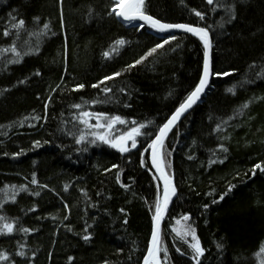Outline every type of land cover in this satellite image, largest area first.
<instances>
[{"label": "trees", "instance_id": "obj_1", "mask_svg": "<svg viewBox=\"0 0 264 264\" xmlns=\"http://www.w3.org/2000/svg\"><path fill=\"white\" fill-rule=\"evenodd\" d=\"M112 3L0 0V49L15 43L22 57L0 52V215L14 223L12 233H0V253L8 254L0 264H142L159 196L148 145L198 84L204 46L193 35L175 34L177 40L135 64L170 35L121 23L108 15ZM223 3L235 4L230 22L216 0H145L147 12L163 22L207 27L214 71L229 73L215 75L203 101L165 142L166 170L178 196L162 229L163 264H195L188 243L173 231L185 214L206 250L202 264L264 260L256 255L264 245V172L251 171L264 162V0ZM20 19L24 29L12 28ZM121 38L125 43L116 44ZM116 72L121 75L92 87ZM105 86L112 91L105 93ZM81 111L129 121L116 125L113 135L129 130L133 120L146 124L142 132L150 135L138 137L128 153L99 141L77 144L67 133L84 129L75 118ZM33 173L38 184L31 183Z\"/></svg>", "mask_w": 264, "mask_h": 264}, {"label": "snow or ice", "instance_id": "obj_2", "mask_svg": "<svg viewBox=\"0 0 264 264\" xmlns=\"http://www.w3.org/2000/svg\"><path fill=\"white\" fill-rule=\"evenodd\" d=\"M208 5H212L214 3V0H206ZM61 3H63V0H61ZM217 6L221 7L225 10V12L229 16L228 22L231 21V19L235 18V4H224L223 0H216ZM215 11V9H213ZM195 12V15L199 17L200 19L204 18V13L200 11L193 10ZM109 16L115 15L117 17L122 18L126 23L138 27L140 29H143L145 26H149L152 29L157 30L158 32H168L172 29H182L187 33H192L195 36H197L200 41L203 42L204 46V64H203V75L202 78L199 81V84L195 87L194 91H192L186 100L179 105V107L175 110L174 114L171 116L170 119L167 120L165 124H163L162 127L159 128L158 134L155 136L154 139H152L151 143L148 145V149H151L152 154V164L155 166L156 171L159 173L158 179H161L163 181V196L162 198L160 196H157V199L155 201V214L152 217L154 221V228L151 234V246L148 248L147 256L145 257L144 264H161L159 259V254L163 250L165 254V258H167L168 249L167 247L161 248V223L165 217V215L168 213L169 205L172 202V198L177 195V188L175 184L173 183V177L169 175L166 172V152L164 151L165 148V139L168 136V133L172 131L173 127L176 125V123L179 121L180 117L201 98V94L204 93L206 87L209 85L210 77L212 75L216 76H227L229 75L228 72H219L214 71L213 68V62H212V39L209 33V30L207 27H199V26H193L192 24H185V23H165L161 21L160 19H157L153 17L152 15H149L146 10V4L145 0H113L111 11L108 12ZM16 18L13 17V20ZM38 19V18H36ZM223 19V18H222ZM140 21L141 23L135 24L134 22ZM223 27V24L220 25ZM25 27V21L23 19H20L18 23H13L12 28L21 30ZM50 27L49 24H44L43 28L45 30H48ZM3 35L8 36L10 35L9 31L7 29L4 30ZM54 35V33H53ZM177 40V37L175 35H170L167 39L163 40V43L157 44L154 48H152L149 52V55H151L152 52H155L158 48H162L164 45L169 44L170 41ZM116 44L123 45L125 41L121 38L115 42ZM3 51H11L16 54L17 57H21V53L17 51V47L15 43H13L9 48L7 49H0V52ZM112 51H115V48L112 49ZM109 52H105L104 56H109ZM22 58V57H21ZM144 58L142 57L141 60L135 61V64L141 63V61ZM12 63H16L18 61H11ZM129 65V68H132L135 66ZM39 74V73H37ZM121 75L120 72L113 73L112 76H105L99 84L92 85L94 88H99L100 85H103L105 81H109L114 79L115 77H119ZM78 89H83L85 87L84 84H79L76 86ZM103 91L105 93H109L112 91L111 88L104 87ZM123 91V89H121ZM229 92H233L234 89L230 88L228 89ZM104 101H98L93 100L91 101L92 104L96 103H103ZM76 109H81V104H75L73 105ZM244 107H247V105H244ZM79 120L80 124L84 126L83 130H79V133L72 132L71 130L68 131V135L76 136L75 143L82 144L85 141L88 143L95 145L97 142H103L104 144H108L113 148L118 149L121 153H128L131 151V149L137 148L138 144V137L142 135H150L149 133L142 132V129L146 128V124L144 123H138L137 121L133 120L131 121V127L129 130L122 132L119 135H113V131L115 129L116 125H125L128 124L129 121L125 118L119 116V115H113L110 116L108 113L105 112H91V111H81L78 116L75 117ZM95 118L96 123H91L92 119ZM39 119V117H38ZM151 123V122H149ZM219 128V125L217 126ZM91 137V139H89ZM129 142L131 143V147H129ZM36 146H40V142H35ZM220 148L222 151L227 152V148L224 147V145H220ZM148 149H145L147 151ZM78 151L80 149H77ZM83 151H87V148L85 147ZM21 153H17L16 155H20ZM191 159V157H189ZM216 161H210V163H215ZM223 163V161H220ZM141 163H144V160H141ZM113 167H116L115 165ZM259 169L260 171L264 172V162L257 163L254 165V167L251 169L253 175L255 174L256 170ZM117 180H119V176H117ZM33 184H38V181L35 178V173H33V179L31 181ZM15 187V186H13ZM42 187L47 188L48 185H43ZM65 190H67L68 185L66 184ZM125 188L128 187V185H124ZM234 187V185L229 186V191H231V188ZM157 189L159 191L160 186L157 185ZM27 186L22 185L21 191H27ZM227 193H225L226 195ZM34 195H40L39 192H35ZM224 198L223 195L220 196V199L222 200ZM13 201H15L16 197L13 195L11 197ZM215 203V201H213ZM3 205L0 204V208H2ZM67 207V205H65ZM204 208L207 209L208 205H204ZM32 211H35V209H32ZM124 210L121 209V212ZM67 219V217H65ZM190 220V215L185 214L181 217L180 220L176 221L177 225H181L183 222L182 227H174L173 231L176 232L177 236L184 242L188 243V247L192 250V260L195 261V264H202L201 258L205 254V248L201 245L200 239L197 236L196 229L188 223ZM0 221H5L0 227V233L6 232L12 233L14 230V223H10L6 221V217L0 215ZM125 223H127V220H125ZM21 231H31L30 229L21 228L19 229ZM71 230V229H69ZM189 237L191 240L189 241ZM83 239L85 241H89L91 239V233H88L83 236ZM217 248L222 249L223 244L217 243ZM179 251V249H177ZM261 254H264V245L260 247V250L258 253H256L257 256H260ZM20 256H24V252L19 253ZM71 259V258H70ZM0 260H8V254L7 253H0ZM14 264V262H13ZM107 264V262H105ZM260 264H264V260H261Z\"/></svg>", "mask_w": 264, "mask_h": 264}, {"label": "water", "instance_id": "obj_3", "mask_svg": "<svg viewBox=\"0 0 264 264\" xmlns=\"http://www.w3.org/2000/svg\"><path fill=\"white\" fill-rule=\"evenodd\" d=\"M149 14V13H148ZM149 15H151V14H149ZM154 17V16H153ZM118 18V20L121 22V23H123V24H128V23H126L122 18H120V17H117ZM156 18V17H155ZM135 24H139V23H141L140 21H136V22H134ZM165 23H167V22H165ZM185 24H188V23H185ZM193 25V24H192ZM193 26H198V25H193ZM199 27H202V26H199ZM157 31V30H156ZM158 32V31H157ZM160 33V35L161 36H165V35H175V34H182V33H185V34H190V35H193V36H195L194 34H192V33H187V32H185L184 30H182V29H172V30H169L168 32H159ZM209 33H210V36H211V39H212V53H211V55H212V62H213V37H212V34H211V32L209 31ZM195 37H197V36H195ZM198 38V37H197ZM199 39V38H198ZM200 40V39H199ZM202 42V41H201ZM202 44H203V42H202ZM203 64H204V60H203ZM202 75H203V69H202ZM202 75H201V78H202ZM214 77H215V75H212L211 77H210V81H209V85L206 87V89H205V91H204V93H202L201 94V98L192 106V108H190V109H188L181 117H180V119H179V121L176 123V125L173 127V129H172V131L171 132H169L168 133V136L166 137V139H165V142H166V140H167V138L170 136V134L173 132V130L203 101V98L205 97V95L207 94V92L209 91V88L211 87V84H212V81H213V79H214ZM200 78V79H201ZM200 81V80H199ZM198 84H199V82H198ZM197 84V85H198ZM196 85V86H197ZM195 89V88H194ZM194 91V90H193ZM186 100V99H185ZM184 100V101H185ZM183 101V102H184ZM182 102V103H183ZM179 107V106H178ZM177 107V108H178ZM176 108V109H177ZM175 112V111H174ZM174 112L168 117V119H170L171 118V116L174 114ZM167 119V120H168ZM167 120L165 121V123L167 122ZM164 123V124H165ZM163 126V125H162ZM161 126V127H162ZM159 131V130H158ZM157 134H158V132H157ZM156 134V135H157ZM155 138V137H154ZM149 164H150V167H151V169L153 170V172H154V174L156 175V178H157V180H158V183H159V186H160V189H159V196H163V191H162V189H163V181L161 180V179H158V177H159V173L156 171V169H155V166L152 164V154H151V149H150V151H149ZM166 172H167V170H166ZM168 173V172H167ZM169 174V173H168ZM170 175V174H169ZM172 176V175H171ZM173 177V176H172ZM173 183L175 184V186H176V188H177V185H176V181H175V178L173 177ZM177 196H178V189H177V195L176 196H174L173 198H172V202L170 203V205H169V210H168V213L165 215V217H164V219H163V221H162V223H161V237H160V239H161V243H162V229H163V225H164V223H165V221H166V219H167V217H168V215H169V213H170V211H171V209H172V206H173V204H174V202H175V200H176V198H177ZM154 221H153V226H152V231H153V228H154ZM151 234H152V232H151ZM151 246V235H150V240H149V244H148V248ZM147 253H148V249H147V252H146V254H145V256H144V258H143V261H142V264H144V260H145V257L147 256ZM159 259H160V262H161V264H163V262H162V257H161V252H160V254H159Z\"/></svg>", "mask_w": 264, "mask_h": 264}, {"label": "bare ground", "instance_id": "obj_4", "mask_svg": "<svg viewBox=\"0 0 264 264\" xmlns=\"http://www.w3.org/2000/svg\"><path fill=\"white\" fill-rule=\"evenodd\" d=\"M153 53H155V52H153ZM153 53H151V55H152ZM149 56H150L149 54L146 55V56L144 57V60H145V58H148Z\"/></svg>", "mask_w": 264, "mask_h": 264}, {"label": "rangeland", "instance_id": "obj_5", "mask_svg": "<svg viewBox=\"0 0 264 264\" xmlns=\"http://www.w3.org/2000/svg\"><path fill=\"white\" fill-rule=\"evenodd\" d=\"M129 144H130V142H129ZM161 198H162V196H160Z\"/></svg>", "mask_w": 264, "mask_h": 264}, {"label": "clouds", "instance_id": "obj_6", "mask_svg": "<svg viewBox=\"0 0 264 264\" xmlns=\"http://www.w3.org/2000/svg\"><path fill=\"white\" fill-rule=\"evenodd\" d=\"M117 17V16H116Z\"/></svg>", "mask_w": 264, "mask_h": 264}]
</instances>
